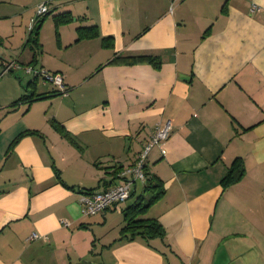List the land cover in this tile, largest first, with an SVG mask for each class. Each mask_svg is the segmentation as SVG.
Wrapping results in <instances>:
<instances>
[{"label":"crops","instance_id":"1","mask_svg":"<svg viewBox=\"0 0 264 264\" xmlns=\"http://www.w3.org/2000/svg\"><path fill=\"white\" fill-rule=\"evenodd\" d=\"M10 61L0 264H264V0H0V71ZM26 65L62 73L67 92ZM30 93L42 97L13 104ZM158 121L166 152L153 147L145 169L160 194L136 180L84 215L81 194L118 184ZM136 202L163 238L120 232Z\"/></svg>","mask_w":264,"mask_h":264},{"label":"built area","instance_id":"2","mask_svg":"<svg viewBox=\"0 0 264 264\" xmlns=\"http://www.w3.org/2000/svg\"><path fill=\"white\" fill-rule=\"evenodd\" d=\"M180 0H168L169 10L171 11L174 5ZM50 12V8L46 2H41L35 7L34 14L30 17L27 29L28 33L33 29L38 20L45 14ZM18 67L17 63L10 61L6 63L0 74L9 71L11 68ZM25 72L30 73L33 77H41L45 82L53 84L60 91V94L67 92V87L64 83L63 75L60 72L49 71L44 68H35L32 65L24 67ZM171 125L169 121H158L155 124L154 130L149 139L144 143L140 150L136 161L133 164L121 167L117 172V177L120 179L118 184H115L103 191L86 190L80 196L82 205V213L84 215H94L99 212L106 211L112 206L125 201L131 193V185L136 180L146 181L148 173L145 169L146 160L150 150L157 147L162 154L166 152L164 142L170 135ZM67 225V221L63 222ZM46 237L36 232H32L28 239Z\"/></svg>","mask_w":264,"mask_h":264},{"label":"trees","instance_id":"3","mask_svg":"<svg viewBox=\"0 0 264 264\" xmlns=\"http://www.w3.org/2000/svg\"><path fill=\"white\" fill-rule=\"evenodd\" d=\"M65 14L66 13L60 14V17H59L60 22H65V21H68L70 19V16H65ZM45 15H47V14H45ZM43 17H41L38 20V22L34 25L33 29L28 33V40L34 39L36 37L38 24ZM55 17H58V16H55ZM31 83L32 82H29L28 84L30 85ZM56 92L60 94V91L57 89V87H56ZM39 97H42V95L38 94L35 97H33V95L31 93L29 95L23 94L13 104H15L19 101H31V100H33L35 98H39ZM20 134H23V132H21ZM17 138L18 137H16L14 139V142ZM237 171H239V170L238 169L236 170L235 168L230 169L228 171L227 175L225 176V178H227V177L228 178H234ZM146 182H147L146 186L148 188L152 187L154 189V194L150 196V200L152 201L160 194L162 189L160 188V184L157 183L153 179V177H151L150 175H148ZM145 207H146V204H141L140 202H136V203L132 204L130 207H128V209L125 210L124 216L126 218V222L121 227L120 232L122 234L125 233V235L128 232V235H126L127 238H133L137 234L141 235L146 240H149L151 238H156V237L157 238H163L164 237V229L157 220H155L153 218H137L138 215L143 211V209ZM98 264H102V263H98Z\"/></svg>","mask_w":264,"mask_h":264}]
</instances>
